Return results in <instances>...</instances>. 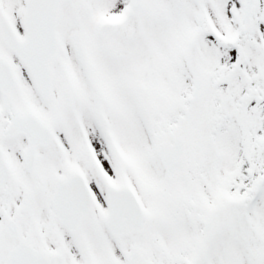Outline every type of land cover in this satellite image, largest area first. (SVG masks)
Instances as JSON below:
<instances>
[{
  "label": "snow or ice",
  "instance_id": "6c2138e0",
  "mask_svg": "<svg viewBox=\"0 0 264 264\" xmlns=\"http://www.w3.org/2000/svg\"><path fill=\"white\" fill-rule=\"evenodd\" d=\"M0 264H264V0H0Z\"/></svg>",
  "mask_w": 264,
  "mask_h": 264
}]
</instances>
